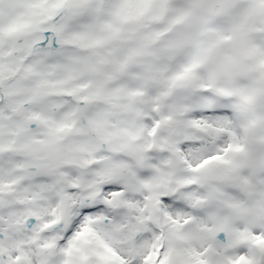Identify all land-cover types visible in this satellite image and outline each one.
<instances>
[{"label": "snow or ice", "instance_id": "obj_1", "mask_svg": "<svg viewBox=\"0 0 264 264\" xmlns=\"http://www.w3.org/2000/svg\"><path fill=\"white\" fill-rule=\"evenodd\" d=\"M0 264H264V0H0Z\"/></svg>", "mask_w": 264, "mask_h": 264}]
</instances>
